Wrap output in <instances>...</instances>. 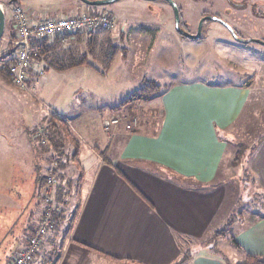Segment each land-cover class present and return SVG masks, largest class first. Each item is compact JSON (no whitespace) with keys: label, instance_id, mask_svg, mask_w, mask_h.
<instances>
[{"label":"crops","instance_id":"1","mask_svg":"<svg viewBox=\"0 0 264 264\" xmlns=\"http://www.w3.org/2000/svg\"><path fill=\"white\" fill-rule=\"evenodd\" d=\"M43 2L27 0L29 11L20 7L32 17H40L43 14L35 8ZM67 3L76 12L59 13L54 17L82 12L80 0H68ZM88 10L90 13L95 11ZM100 12L113 18L117 28L118 21L112 12ZM141 23L137 28L141 34H156L159 30L153 23ZM54 51L42 49L34 68L38 70L47 66L51 69L47 68L41 77L30 73L26 82V90L40 104L32 106L35 108L32 112L38 113L35 123L23 128L25 134L20 143L0 139V179L4 183L0 193L11 205L8 212H2L3 206L0 205V230L4 232L0 234V256L6 261L15 255L38 221L37 216L30 223L33 217V210L29 209L31 200H21L19 193H33L35 184L33 186L30 181L33 178L39 193L43 183L39 177L43 179L46 173L55 172V198L60 190L59 177L78 176L75 183L77 202L70 212L71 222L65 240L75 245L79 256L83 255L81 252L89 251L94 257L102 256L120 264H200L191 259L178 263L183 254L178 233L189 239L201 238L213 226L217 228L224 224L233 213L242 190L237 176L242 164L232 165L235 150L228 134L231 135L232 125L249 91L237 86L179 83L160 96H156L157 92L148 101L113 109L117 106L115 102L96 99V86L90 83L96 81L97 73L105 76L114 57L106 64V71L93 70L95 74L92 75L82 72L83 68L92 67L90 63L62 70L52 68L47 60ZM143 79L146 78H141L139 86ZM139 105L153 110L158 106L162 110L160 120L157 123L151 121V125H148L149 121H143L142 126L134 131L120 129L112 138L108 137L103 119L112 111L120 112L128 106ZM106 107L110 110L106 111ZM86 109L90 111L86 112ZM86 113L96 118L94 125ZM42 118L45 121L39 123ZM50 119L68 129L75 139L73 145L65 144L61 137L60 146L55 147L49 141L47 146L36 148L33 132L46 126L49 133ZM4 127L11 129V124L6 123ZM82 128L88 130L87 136ZM216 130H222L224 135H218ZM58 134L62 136L63 133ZM121 163L127 172L120 168ZM249 169L257 183L254 194L264 196V140L252 152ZM41 171L43 173L39 174ZM233 175L237 177V184L232 195H227L226 183ZM65 187L69 191L67 179ZM60 191L65 201L66 194ZM235 192L238 197L233 196ZM37 204L42 206V203ZM58 204L65 209L61 202ZM15 226L22 232L19 238L10 235ZM52 235L53 232L45 236L31 264H36L44 255L43 246L54 238ZM252 236L257 241L252 252L264 257V213L254 217Z\"/></svg>","mask_w":264,"mask_h":264},{"label":"rangeland","instance_id":"2","mask_svg":"<svg viewBox=\"0 0 264 264\" xmlns=\"http://www.w3.org/2000/svg\"><path fill=\"white\" fill-rule=\"evenodd\" d=\"M7 1L0 0L5 15V26L0 39V58L4 54L11 52L9 41L12 39L11 36H13L10 4ZM43 1L39 7L33 8L39 10L45 16L76 12L75 9L68 5V0ZM173 1L179 9V26L188 32H196L202 15H215L228 24L237 36L264 41V0ZM13 3H17V5L27 10L29 9L27 0H15ZM81 7L82 12L89 11L87 8L95 10V12L98 11L97 14L101 10L112 12L118 21L117 28L115 24L114 28L110 30L99 29L92 31L93 33L87 32L75 35L70 41L62 42L61 45L63 48L65 46L72 48L71 53H65L63 50L55 48L51 57L58 59L68 55H74L75 57L86 55V59L92 67L83 68L82 72L94 75L95 71L93 70L102 72L107 70L106 64H108L112 55L111 58H114L105 76L97 73L96 81L90 83L96 86L98 93L96 99H105L104 101L108 103L115 102L118 105L130 92L138 88L142 77L154 80L160 86L156 96H160L173 84L179 83L237 86L248 90L249 93L234 125H232L234 127L231 129V135L228 134L231 139V146L236 151L238 148L236 144H242L249 148L252 145L255 146L260 139L261 141L263 140V44L254 41L240 42L232 36L224 24L208 19L202 22L201 35L198 39L191 40L183 37L175 29L172 7L165 0H116L97 6H89L81 1ZM141 22L153 23L154 27L159 28L158 32L151 35L137 32V28L142 24ZM123 56L126 58H123ZM121 59H123L122 63H120ZM1 64L0 59V66ZM48 69L50 70L51 68ZM7 74L8 72L6 74L0 73V139H6L8 143H20L23 141L25 134L23 128L31 127L37 119L35 115H38V113H35L36 111L32 112L35 109L32 106L38 107L40 104L35 101L34 95L32 96L26 90V87L21 89L12 82L10 83L11 79L9 74L7 77ZM66 93L65 95L68 97ZM65 95H63L64 98H66ZM85 95L87 96L88 94ZM62 101L63 99L60 100V102ZM128 107V109L124 108L120 112L112 111L106 116L109 117L116 113L121 116L120 121L108 129V137L112 138L120 129L130 132L134 131L142 126L143 121H149L148 125H151V121L157 123L162 115V110L158 106L156 110H153L154 108L148 109L149 107L144 108V105ZM105 110L109 111L110 108L106 107ZM87 111L90 110L86 109ZM86 114L91 119L92 125H94L96 118H93L89 113ZM47 119L48 117L45 118V120ZM45 120L42 118L39 123H43ZM6 123L11 124V129L4 127ZM68 124L67 126L70 127V124ZM126 124H132V128H128ZM35 130L33 139L35 138ZM82 131L85 132L86 136L88 135V130L82 128ZM216 131L218 135H224L222 130ZM25 138H27V135ZM74 140L73 136L66 132L65 144L69 143L71 146ZM35 145L36 148H39L48 144L37 143ZM65 151L67 153V148ZM252 152L245 150L239 162V164H242V170L238 171L239 169H237V176L240 179L242 190L239 193L238 202L234 206L231 218L233 225L228 235L218 239H213L211 236L215 229L218 230L224 227L230 216L224 220V224L217 228L213 226L214 228L210 229L201 238L189 239V237L178 233L183 248L182 258L191 259L193 263L199 262L200 264H235L241 261L246 254L255 255L252 249L257 244V241L252 236V223L254 217H259L264 213V196L254 194L257 183L252 175V170L249 169ZM119 166L123 171L127 172L123 163L119 164ZM41 173L43 172H39V174ZM63 176L65 175L59 177L58 182L60 190L66 194L65 209L62 211L63 218L53 232L52 236L54 238L52 240L49 239L44 244L43 250L45 253L42 257L40 256L36 264H120L102 256L94 257V254L89 251L81 252L84 256H79L75 250V245L65 240L67 239L66 231L71 222L70 212L77 202L75 183L78 176L76 174L67 178ZM66 179L69 184V191L65 187ZM34 180L35 178L30 180L33 181V186L35 184L33 193L32 191L30 193L26 192V194L19 193L21 200L26 198L31 200L29 209L31 210L32 208L33 217L30 223L37 216V219H39L40 212H42V206L37 204H41V197L38 196V190H36L37 182L35 183ZM235 184H237V177L233 175V178H230L226 183L227 195L228 193L232 195ZM2 185L4 183L0 179V187ZM3 195L5 194L3 193ZM235 195L238 197L237 192L233 196ZM0 205L3 206L1 208L2 212H8L11 207L10 201L7 200V197L4 199L1 193ZM20 205L22 204L20 203ZM240 212L243 213L240 214ZM1 228L2 226H0ZM1 233L4 234L0 230ZM10 235L19 238L22 235L20 227H12ZM231 236L240 243L242 247L240 251L231 245ZM4 263V258L0 256V264Z\"/></svg>","mask_w":264,"mask_h":264},{"label":"built area","instance_id":"3","mask_svg":"<svg viewBox=\"0 0 264 264\" xmlns=\"http://www.w3.org/2000/svg\"><path fill=\"white\" fill-rule=\"evenodd\" d=\"M10 18L13 27V37L9 41L11 48V62L8 66V74L11 82L20 88H25L30 73L37 77L46 72L43 66L35 70L37 57L39 56L40 41L59 36L61 42H68L70 36L78 32H91L95 30H110L114 28V20L107 13L101 12L91 15L88 12H81L78 15L68 16H40L32 17L20 6L10 4ZM120 115L106 117L103 119L105 130L120 121ZM132 124H126L128 128ZM35 139L40 144L48 143V132L46 126H40L35 130ZM57 179L52 172L43 177L40 189L42 212L32 233L26 239L22 248L12 256L5 264H31L45 236L53 229L52 214L60 211V205L56 202L55 186Z\"/></svg>","mask_w":264,"mask_h":264},{"label":"trees","instance_id":"4","mask_svg":"<svg viewBox=\"0 0 264 264\" xmlns=\"http://www.w3.org/2000/svg\"><path fill=\"white\" fill-rule=\"evenodd\" d=\"M8 4H12V3H8ZM89 6H91V5H89ZM87 12L90 13L89 11H87ZM90 14L91 15H96L97 12L92 11ZM88 33H93V32L91 31V32H88ZM80 34H84V32H78V33L72 34L70 36V39L68 41H70L71 38L74 37L75 35L77 36V35H80ZM12 37L13 36H11V38ZM47 41H50V43H49L50 45L47 44ZM40 44H41V50H40V53L41 54L43 53V52H41L42 49L45 50V51L46 50H50V49L51 50H54L55 47H52V46H56L57 49L59 48V50L61 49L65 53H71V49H72V48H70L68 46H65L63 48L61 46L62 45V42H61V38L59 36H54V37H52L50 39L42 40V42ZM47 47H49V49ZM111 56L109 58V62H110ZM0 59H1V62H2L1 66H0V73L6 74L8 72V66H9V64L11 62V52H8V53L4 54L3 56H1ZM47 63L51 67L54 66V68L60 69V70L66 69V68H69V67H73V66H77V65L89 64V62L86 59V55H79L77 57H75L74 55H68L67 57H62V58H58V59H55L54 57H51V58H49L47 60ZM45 67H46V70H47V66H45ZM7 77H8V74H7ZM10 83H11V81H10ZM159 89H160V86L155 81L143 79L142 84L137 89H135L134 91H132L126 98H124L113 109H119V108L124 107V105L129 104V103H135V102H141V101L142 102L143 101H148L149 99H151L158 92ZM48 123H51V126H49V128H48V130H49V133H48V142L50 141V143H52L55 147L60 146L61 145L60 138L62 137L63 140H64L65 135H66V132L69 133L68 130H67V128L65 126H62V123H58L56 121H53L52 119H50ZM61 131L63 133V134H61L62 136H60V134H58ZM263 140H264V138H263ZM260 142H261V139L259 140V142L257 144H259ZM37 143H38V141H37ZM257 144H255V146ZM236 145L238 146V148L235 151L234 156H233V159H232V165H234V166H236V165L239 164V162L241 161L242 155H243V153H244L245 150L252 152L258 146L257 145L255 147L254 145H252L251 147L248 148V147H246L245 145H242V144H236ZM76 148H77V146H76ZM115 169H116V172L118 174H121V172L119 171V169H117V168H115ZM52 173H53V175L55 177L57 176L56 175L57 173H55V172H52ZM121 175L124 176L123 174H121ZM39 181H42L43 182V179L41 177H39ZM126 181L128 182V184L135 191L138 192V190L136 189V187L128 179H126ZM62 194L63 193L58 189L55 199H56V202L57 203L61 202L62 205H64L63 204L64 201L62 199ZM38 196H40V192L38 193ZM62 211H63V209L61 208L59 212H55L54 214H52L53 215L52 216L53 229L51 230V232H54L56 230V228L59 226V224H60V222H61V220L63 218V212ZM242 213L243 212H240V214H242ZM232 216H233V213H231L230 219L228 220V222L225 223V225H224L223 228L218 229V230H215L211 234V236L213 237V239H218V238L226 237L228 235V233H229V231H230V229H231V227L233 225V220L231 219ZM230 242H231V245L235 249H237L239 251L242 249V247L239 244V242H237L232 236L230 237ZM92 250H94V249H92ZM11 257L12 256H10V258ZM8 260H6L5 263ZM183 260H185V258H182L178 263H181ZM235 264H264V257L258 256V255L246 254V255H244V257L242 258L241 261H238Z\"/></svg>","mask_w":264,"mask_h":264},{"label":"water","instance_id":"5","mask_svg":"<svg viewBox=\"0 0 264 264\" xmlns=\"http://www.w3.org/2000/svg\"><path fill=\"white\" fill-rule=\"evenodd\" d=\"M14 1L15 0H8L7 2L13 3ZM80 1H82L86 5L97 6V5H105V4L111 3V2L116 1V0H80ZM150 1H153V0H150ZM165 1L172 7L175 29H176L177 33L183 37H186L188 39H194V40L198 39L201 35V24H202V22L204 20L208 19V20L219 21L222 24H224L225 27L231 32L232 36L240 42L247 43L250 41H254V42L261 43L264 45V41L261 39L243 38V37L237 36L235 34L234 30L232 28H230V26L228 24H226L220 17L215 16V15H206V16L202 17L198 22L196 32L195 33H189L188 31L182 29L179 26V9H178L176 3L173 0H165ZM4 26H5V15H4V11L2 9V5L0 3V39H1L2 34H3Z\"/></svg>","mask_w":264,"mask_h":264},{"label":"flooded vegetation","instance_id":"6","mask_svg":"<svg viewBox=\"0 0 264 264\" xmlns=\"http://www.w3.org/2000/svg\"><path fill=\"white\" fill-rule=\"evenodd\" d=\"M204 16H206V15H202V17H204ZM202 17H201V18H202ZM201 18H200V19H201Z\"/></svg>","mask_w":264,"mask_h":264}]
</instances>
